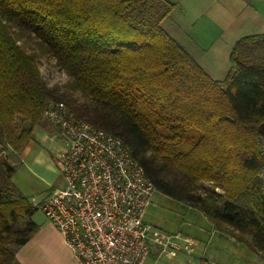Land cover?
Returning <instances> with one entry per match:
<instances>
[{
  "label": "trees",
  "instance_id": "16d2710c",
  "mask_svg": "<svg viewBox=\"0 0 264 264\" xmlns=\"http://www.w3.org/2000/svg\"><path fill=\"white\" fill-rule=\"evenodd\" d=\"M174 7L0 0V149L21 155L47 123L44 109L62 101L121 138L156 190L201 211L264 263V32L235 43L228 74L217 80L162 27ZM42 55L66 70L64 91L43 76ZM16 170L0 159V264H17L40 228Z\"/></svg>",
  "mask_w": 264,
  "mask_h": 264
},
{
  "label": "built area",
  "instance_id": "2783aa9c",
  "mask_svg": "<svg viewBox=\"0 0 264 264\" xmlns=\"http://www.w3.org/2000/svg\"><path fill=\"white\" fill-rule=\"evenodd\" d=\"M44 120L64 141L59 171L64 187L38 207L63 235L78 264H147L154 243L161 254L191 252L193 237L167 235L145 219L156 190L123 140L51 101ZM264 157V137L258 138ZM264 183V166L259 172ZM195 264H226L201 256Z\"/></svg>",
  "mask_w": 264,
  "mask_h": 264
},
{
  "label": "crops",
  "instance_id": "0c3cea01",
  "mask_svg": "<svg viewBox=\"0 0 264 264\" xmlns=\"http://www.w3.org/2000/svg\"><path fill=\"white\" fill-rule=\"evenodd\" d=\"M168 1L174 3L175 7L162 21V27L196 59L206 73L217 80L225 78L228 74L230 54L235 43L246 35L264 32V0ZM48 125L51 126L48 122L43 124V128L46 130ZM51 128L54 127L51 126ZM48 131L40 132V138H43L44 142H40L34 132V138L29 141L19 157L22 161L28 160V166L34 171L59 185L63 178L59 171L58 154L63 147L55 152V146L53 148L52 144L53 137ZM54 131L56 132L55 128ZM15 184L30 198L31 203L39 208L38 203L44 198L34 202L21 186L16 182ZM145 219L155 229L167 235L195 238L197 244L190 252L192 255L196 251L206 250L214 242L221 244L226 241H237L227 233L217 230L198 209L158 190H155L153 194ZM39 226L37 233L18 250L17 264H78L63 235L51 221ZM240 243L243 246L237 244V247L246 255L249 262L264 264L245 243ZM180 252L182 251H179L176 256L161 255L154 247L149 260L153 258V264H158L157 259L160 256L180 257ZM201 256L211 258L203 253L195 259V263Z\"/></svg>",
  "mask_w": 264,
  "mask_h": 264
},
{
  "label": "rangeland",
  "instance_id": "374dc122",
  "mask_svg": "<svg viewBox=\"0 0 264 264\" xmlns=\"http://www.w3.org/2000/svg\"><path fill=\"white\" fill-rule=\"evenodd\" d=\"M39 61L41 72L48 81L49 85L58 87L61 91H64L65 85L70 78L66 70L57 66L55 60L47 55H42L39 58ZM72 97L79 102L85 100L84 96L80 93H73ZM43 130L46 132L49 130L48 133L53 137L52 144L53 148L54 146L56 148H54L55 152L58 149L64 147V141H62V139L57 136L54 128H51L49 125L46 130L43 128V124L36 126L34 130L35 137H37L40 142H44L43 138H40V132ZM54 135L56 137H54ZM3 148L0 149V159H5L8 163L14 164L16 166L17 170L14 176L15 182L30 195L34 202L42 200L54 189L64 187L63 179L59 185H57L55 182H50L42 174L34 171L32 167H29L28 160L22 161L19 155L14 153L10 147ZM33 219L39 224H46L50 221L40 208H38L36 213L33 215ZM237 244L243 246L237 241H226L221 244L214 242L210 244L206 250L203 249L201 252L196 251L193 255L190 252L183 250L180 252V257H167V255H163L157 260L158 264H193V262L195 263V259L197 257L205 253L207 256L211 257V259L213 258V260L226 264H253L254 262H249V259L246 257V255L243 254L241 249L237 247ZM154 247L156 250L158 249V252H160L161 245L154 243L152 246V251L154 250ZM150 263H154L153 258H150V260L147 262V264Z\"/></svg>",
  "mask_w": 264,
  "mask_h": 264
}]
</instances>
